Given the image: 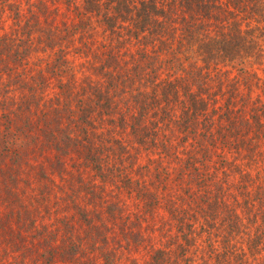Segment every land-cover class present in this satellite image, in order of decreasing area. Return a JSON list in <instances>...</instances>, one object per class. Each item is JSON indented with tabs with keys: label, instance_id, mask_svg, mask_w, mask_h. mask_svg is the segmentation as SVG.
<instances>
[{
	"label": "trees",
	"instance_id": "obj_1",
	"mask_svg": "<svg viewBox=\"0 0 264 264\" xmlns=\"http://www.w3.org/2000/svg\"><path fill=\"white\" fill-rule=\"evenodd\" d=\"M0 264H264V0H0Z\"/></svg>",
	"mask_w": 264,
	"mask_h": 264
}]
</instances>
